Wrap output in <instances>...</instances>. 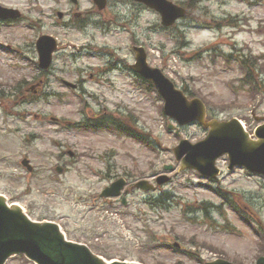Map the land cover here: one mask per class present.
<instances>
[{"label":"rangeland","instance_id":"obj_1","mask_svg":"<svg viewBox=\"0 0 264 264\" xmlns=\"http://www.w3.org/2000/svg\"><path fill=\"white\" fill-rule=\"evenodd\" d=\"M172 1L184 5L187 15L163 28L157 12L129 2L126 9L110 3V18L101 21L102 15L68 14L70 5L63 0H0L23 15L8 21L14 25L0 19V51L20 55L13 59L20 67L12 68L10 57L0 52V194L33 219L60 223L68 238L105 259L204 264L223 257L252 264L264 255V237L234 209L254 219L264 236V177L229 170L225 158L213 180L180 170L173 146L180 138L197 141L206 131L196 123L179 128V135L168 130L167 124L176 122L163 114L155 91L133 81L129 65L131 46L143 45L148 63L176 87L202 98L210 116L238 117L252 133L257 124L252 113L264 115V0ZM89 7V0H80L72 9L85 13ZM58 10L66 13L62 19ZM40 34L59 42L47 70L33 64ZM238 60L246 61L251 75ZM64 80L81 81L82 96ZM100 119L128 126L151 145L72 126ZM23 156L32 171L20 163ZM168 163L175 168L165 172ZM59 167L65 172L59 174ZM162 173L169 180L127 195V203L117 206L123 213L106 202L90 207L110 177L130 175L155 184ZM144 197L158 200L148 208ZM22 257L5 264H33Z\"/></svg>","mask_w":264,"mask_h":264},{"label":"water","instance_id":"obj_2","mask_svg":"<svg viewBox=\"0 0 264 264\" xmlns=\"http://www.w3.org/2000/svg\"><path fill=\"white\" fill-rule=\"evenodd\" d=\"M161 12L162 22L171 24L176 17L183 16L185 10L167 0H143ZM1 11V10H0ZM0 15L2 13L0 12ZM56 44L49 36H41L37 42L40 66L47 67L51 61V53ZM137 62L133 66L158 87L165 99V112L176 118L179 124L191 120H198L205 127H210L208 135L197 143L182 139L174 148L177 159H182L183 167H193L206 175L214 176L218 169L215 160L227 153L229 168L234 165H244L252 171L264 174V125L256 130L258 140L249 138L239 121L205 120V108L198 98L187 100L182 91L176 89L159 69L149 67L142 50L136 48ZM172 169V165L165 166ZM168 180L161 175L158 183ZM138 186L148 188L147 182L142 180ZM122 182H115L104 191L105 194H117ZM115 187V190H111ZM24 253L37 264H141L126 261H105L84 244L67 241L59 226L52 221L38 222L31 220L18 205L9 207L5 197L0 195V264L11 254ZM205 264H234L224 259H216ZM255 264H264V257H260Z\"/></svg>","mask_w":264,"mask_h":264},{"label":"flooded vegetation","instance_id":"obj_3","mask_svg":"<svg viewBox=\"0 0 264 264\" xmlns=\"http://www.w3.org/2000/svg\"><path fill=\"white\" fill-rule=\"evenodd\" d=\"M83 13V12H82ZM82 13H74V15H79V16H81V14ZM126 186H128V188H129V193H130V191H131V184L128 182V184L126 185ZM99 198V197H98ZM98 198H96V197H92L91 199H90V202H91V204H92V206H95L96 205V203H97V201H98ZM99 199H103V200H106V201H108V203H110L111 201V203H116V202H119L120 201V197H115V198H109L111 201L109 202V199H106V198H99Z\"/></svg>","mask_w":264,"mask_h":264}]
</instances>
